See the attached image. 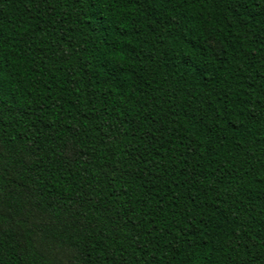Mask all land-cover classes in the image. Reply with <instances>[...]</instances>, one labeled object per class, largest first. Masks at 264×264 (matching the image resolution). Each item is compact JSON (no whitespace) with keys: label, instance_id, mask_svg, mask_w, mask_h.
<instances>
[{"label":"trees","instance_id":"obj_1","mask_svg":"<svg viewBox=\"0 0 264 264\" xmlns=\"http://www.w3.org/2000/svg\"><path fill=\"white\" fill-rule=\"evenodd\" d=\"M0 264H264V0H0Z\"/></svg>","mask_w":264,"mask_h":264}]
</instances>
